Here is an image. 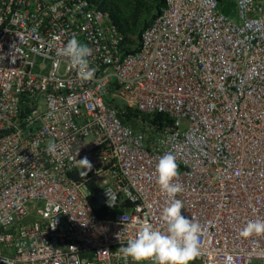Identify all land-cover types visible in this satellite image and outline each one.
<instances>
[{
    "label": "built area",
    "instance_id": "built-area-1",
    "mask_svg": "<svg viewBox=\"0 0 264 264\" xmlns=\"http://www.w3.org/2000/svg\"><path fill=\"white\" fill-rule=\"evenodd\" d=\"M231 1L165 0L132 46L90 0H0V264H133L119 247L165 227L166 152L202 227L191 264H264V234L240 235L264 219V0Z\"/></svg>",
    "mask_w": 264,
    "mask_h": 264
},
{
    "label": "clouds",
    "instance_id": "clouds-1",
    "mask_svg": "<svg viewBox=\"0 0 264 264\" xmlns=\"http://www.w3.org/2000/svg\"><path fill=\"white\" fill-rule=\"evenodd\" d=\"M92 54L93 49L82 43L75 34L62 48V55L69 58L78 77L86 81L93 79L96 71L90 66L89 57ZM3 59L0 56V60ZM57 149V144L49 142L46 151L56 154ZM77 162L82 166V174L87 176L92 170V163L86 156ZM155 173L160 191L167 196V206L162 212L165 227L162 229L147 220L143 221L136 235L128 239L126 245H121L118 251L131 258L133 264H191L201 252L202 227L195 218L182 211L184 203L177 198L183 186L178 182L176 156L172 152L162 155L156 164ZM260 234H264V219L249 220L240 232L242 237ZM228 259L231 260V257ZM5 264H14V261L6 260Z\"/></svg>",
    "mask_w": 264,
    "mask_h": 264
},
{
    "label": "trees",
    "instance_id": "trees-1",
    "mask_svg": "<svg viewBox=\"0 0 264 264\" xmlns=\"http://www.w3.org/2000/svg\"><path fill=\"white\" fill-rule=\"evenodd\" d=\"M90 2L110 13L114 24L124 34L126 42L130 45L135 42V37H138L136 45L139 43L140 30L142 29L140 17L143 11L147 12L149 10L148 3L153 2L155 4L154 7L158 11L165 4V0H135L134 7L129 9L123 6L122 0H90ZM92 190L93 192L97 191V187L92 186ZM96 213L100 218H109L111 216V213L105 212L104 209H98Z\"/></svg>",
    "mask_w": 264,
    "mask_h": 264
},
{
    "label": "rangeland",
    "instance_id": "rangeland-1",
    "mask_svg": "<svg viewBox=\"0 0 264 264\" xmlns=\"http://www.w3.org/2000/svg\"><path fill=\"white\" fill-rule=\"evenodd\" d=\"M119 1V0H118ZM122 4L125 8H133L134 5H135V0H122ZM125 4H128V5H125ZM154 3L153 2H150L148 3V11L145 12L143 11L142 14H141V17H140V22L142 23V29L143 27L154 17L158 14V10L154 7ZM234 3L233 1L231 0H222L220 6H219V10L222 11V12H225V14H229V15H232L234 16V13H232L234 10H235V7H234ZM235 20H237V17L235 18ZM141 29V30H142ZM140 30V32H141ZM139 36V35H138ZM138 41V37H135V42L133 43L132 46H136V43ZM82 166L79 167V172L82 174Z\"/></svg>",
    "mask_w": 264,
    "mask_h": 264
}]
</instances>
